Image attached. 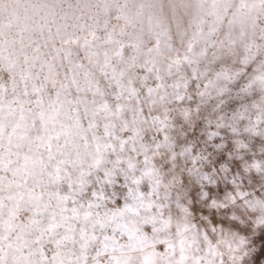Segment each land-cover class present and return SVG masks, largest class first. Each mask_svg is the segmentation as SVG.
<instances>
[{
	"label": "snow or ice",
	"instance_id": "1",
	"mask_svg": "<svg viewBox=\"0 0 264 264\" xmlns=\"http://www.w3.org/2000/svg\"><path fill=\"white\" fill-rule=\"evenodd\" d=\"M262 42L264 0H0V264H242L248 240L231 229L264 228V198L229 165L264 137ZM129 110L145 167L108 207L105 186L136 172L118 135ZM203 112L175 141L176 121ZM161 153L171 183L152 164ZM218 176L232 185L222 198ZM200 201L224 219L198 223Z\"/></svg>",
	"mask_w": 264,
	"mask_h": 264
},
{
	"label": "rangeland",
	"instance_id": "2",
	"mask_svg": "<svg viewBox=\"0 0 264 264\" xmlns=\"http://www.w3.org/2000/svg\"><path fill=\"white\" fill-rule=\"evenodd\" d=\"M14 2V0H12ZM71 3H77V2H87L95 4L98 2V0H69ZM154 2V0H153ZM162 2L167 3V0H162ZM112 24H117L118 21L113 18ZM147 23V21L145 22ZM15 33V29H13V34ZM11 39V37H9ZM173 43L176 48H181L182 44L180 42V39L178 37H173ZM131 49H125L126 54H131ZM81 57L83 56V53H80ZM139 73H143V69H137L136 70ZM186 72H190V68L185 69ZM0 78L7 79V76L5 73L0 72ZM192 91H195V88L193 87ZM195 97H193V106H194ZM134 103V102H133ZM145 114L147 115V109H145ZM126 119L129 122V127L127 130L124 131H118V135L121 136L122 139L128 140V144L126 146V151L122 153L121 155L127 160L131 159L136 164V172L128 173V179H120L116 182L115 185H107L105 186V191L111 197L115 200V203H108V207H116L118 205H122L124 202V198L127 195L128 186L131 184L132 176L135 175L137 178H139L142 175L143 169L145 167L144 163V157L139 152V143H133L132 140L129 138L135 135V132L133 131V128L135 125L133 124L134 119L136 118V113L129 110L126 112ZM205 115H207L206 112L201 113L200 116L196 117L194 119V124H192L191 127H188L183 120H177L175 123V127L172 131V136L175 141L180 142L184 139V133H182L180 130L186 129L188 131H191L192 128H194L196 125L202 123ZM159 138V133L151 128L145 126L142 132V140L145 144H153L157 139ZM247 139V138H246ZM253 140H256L257 143H260V137H254ZM136 148L134 151L133 148ZM234 147V146H233ZM115 157H113L114 159ZM221 160L227 159V153H224L223 156L217 157ZM246 159H251L250 157H247ZM169 163V157L166 153H161L154 157L152 160V164H154L155 168L158 170L159 175L161 179L164 181H169L172 178V171L170 172V168L166 167V165ZM240 161H234L232 164L229 165L230 168L233 169V175H236L239 170ZM241 185L246 184L247 181H241L239 180ZM150 181L145 178V183L143 185L144 190L147 191L150 186ZM101 187L95 179L93 180L91 188L88 190V193L86 195H90L93 190L98 189ZM243 187V186H242ZM199 184L197 183L195 188L192 189L190 193V197L192 198L195 196L196 192L198 191ZM232 185L229 180H225L222 176L217 177V183L213 184L209 187V190L212 191L217 197L222 198L223 195L227 193V191L231 190ZM245 188V187H244ZM246 189V188H245ZM259 195V192L256 193ZM86 198V197H85ZM196 207L201 209L202 211H199L196 213L197 216V222L199 223V217L202 215H207L208 219L212 221L213 223H216L218 220H223L224 217L218 213L216 210L210 208L208 206L207 201H200ZM224 228H229V225L227 223L222 225ZM243 229V230H241ZM241 229H231L233 231H239L241 235L247 237L248 244H247V255L243 258L242 264H264V228H254L251 224L244 226H241Z\"/></svg>",
	"mask_w": 264,
	"mask_h": 264
},
{
	"label": "clouds",
	"instance_id": "3",
	"mask_svg": "<svg viewBox=\"0 0 264 264\" xmlns=\"http://www.w3.org/2000/svg\"><path fill=\"white\" fill-rule=\"evenodd\" d=\"M264 43V42H262ZM261 62H264V52L261 53ZM260 102H264V94H258L256 97ZM194 124V122H193ZM260 143H257L256 140L251 139L248 142V151L242 153L244 160L240 163L239 170L236 174V177L241 181H247L246 184L241 186L245 187L248 190L255 189L256 192H259L258 198H264V169H261L259 172H256L252 169L246 168L245 163L249 160L247 157L259 158L264 160V137H260ZM172 171L171 169L169 170ZM215 169H213V172ZM175 175L172 174V178L168 181L171 183L172 179H175ZM197 181L194 178L188 179V188L186 194L189 201H191L190 193L192 189L195 188ZM257 216H264V210L258 209L256 211Z\"/></svg>",
	"mask_w": 264,
	"mask_h": 264
}]
</instances>
